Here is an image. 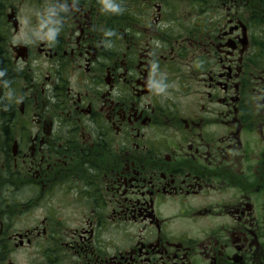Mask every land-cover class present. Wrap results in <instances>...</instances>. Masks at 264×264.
Segmentation results:
<instances>
[{
  "label": "flooded vegetation",
  "instance_id": "af4514ba",
  "mask_svg": "<svg viewBox=\"0 0 264 264\" xmlns=\"http://www.w3.org/2000/svg\"><path fill=\"white\" fill-rule=\"evenodd\" d=\"M0 264H264V0H0Z\"/></svg>",
  "mask_w": 264,
  "mask_h": 264
}]
</instances>
